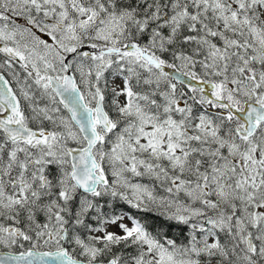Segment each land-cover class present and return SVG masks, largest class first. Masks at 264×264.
I'll return each instance as SVG.
<instances>
[{"label":"snow or ice","instance_id":"obj_1","mask_svg":"<svg viewBox=\"0 0 264 264\" xmlns=\"http://www.w3.org/2000/svg\"><path fill=\"white\" fill-rule=\"evenodd\" d=\"M0 264H264V0H0Z\"/></svg>","mask_w":264,"mask_h":264}]
</instances>
